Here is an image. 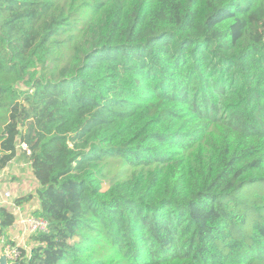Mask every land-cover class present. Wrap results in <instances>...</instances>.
Segmentation results:
<instances>
[{
  "label": "trees",
  "instance_id": "obj_1",
  "mask_svg": "<svg viewBox=\"0 0 264 264\" xmlns=\"http://www.w3.org/2000/svg\"><path fill=\"white\" fill-rule=\"evenodd\" d=\"M0 118L21 264H264V0H0Z\"/></svg>",
  "mask_w": 264,
  "mask_h": 264
},
{
  "label": "crops",
  "instance_id": "obj_2",
  "mask_svg": "<svg viewBox=\"0 0 264 264\" xmlns=\"http://www.w3.org/2000/svg\"><path fill=\"white\" fill-rule=\"evenodd\" d=\"M16 160L18 159H14L0 172V200L4 198L5 192L10 191L13 197L8 200L10 202L9 206L16 216L15 223L10 226L6 232L4 242L3 238L1 239L0 253H5L8 247L14 246V244L25 245L24 249L26 250H30L33 247V242L30 240L29 234L26 232L23 223L20 221V216L22 214H33L34 210L40 206L39 202L36 199H32L27 203L19 205L15 203V200L31 193L37 187V182L34 179L31 170H29L30 175L28 177L23 175L22 169L20 168L22 165L16 163ZM10 174L16 178H13Z\"/></svg>",
  "mask_w": 264,
  "mask_h": 264
},
{
  "label": "built area",
  "instance_id": "obj_3",
  "mask_svg": "<svg viewBox=\"0 0 264 264\" xmlns=\"http://www.w3.org/2000/svg\"><path fill=\"white\" fill-rule=\"evenodd\" d=\"M23 146H24V148H27V146L25 144ZM12 197H13V195L10 191L5 192L4 198L0 200V206L10 204V202L8 200ZM20 221L23 223L26 232L29 234V237L33 233L41 232V231H47L48 225H49V222L47 219H45L43 217L35 216L34 214H27V215L22 214L20 216ZM3 242H4V237H3ZM24 246L25 245H22V244H20V245L14 244V246L8 247L5 254L8 257L9 262L20 260L21 253H22V250L24 249ZM30 250H27V252H29Z\"/></svg>",
  "mask_w": 264,
  "mask_h": 264
},
{
  "label": "rangeland",
  "instance_id": "obj_4",
  "mask_svg": "<svg viewBox=\"0 0 264 264\" xmlns=\"http://www.w3.org/2000/svg\"><path fill=\"white\" fill-rule=\"evenodd\" d=\"M3 126H4V121L1 120L0 118V131H1V128L3 129ZM18 159L19 160H16L15 162L22 165L20 168L22 169V173L25 177H28L30 174H29V166L27 165V160L20 154L18 156ZM24 164V165H23ZM10 176H13L12 174H10ZM13 178H16L15 176H13ZM104 187L106 188L107 187V184L104 185ZM10 204H6L4 205L5 207L9 208L11 210V207L9 206ZM9 229V228H8ZM7 229V230H8ZM32 235V234H31ZM30 235V236H31ZM5 237V236H4ZM8 238V237H7ZM5 254V253H4ZM10 262H15V261H10Z\"/></svg>",
  "mask_w": 264,
  "mask_h": 264
},
{
  "label": "water",
  "instance_id": "obj_5",
  "mask_svg": "<svg viewBox=\"0 0 264 264\" xmlns=\"http://www.w3.org/2000/svg\"><path fill=\"white\" fill-rule=\"evenodd\" d=\"M0 264H21V261L9 262L7 255L0 253Z\"/></svg>",
  "mask_w": 264,
  "mask_h": 264
}]
</instances>
